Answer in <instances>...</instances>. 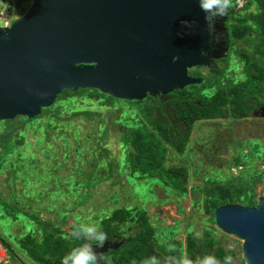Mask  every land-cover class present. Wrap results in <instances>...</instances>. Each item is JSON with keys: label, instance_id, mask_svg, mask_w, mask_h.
Instances as JSON below:
<instances>
[{"label": "trees", "instance_id": "1", "mask_svg": "<svg viewBox=\"0 0 264 264\" xmlns=\"http://www.w3.org/2000/svg\"><path fill=\"white\" fill-rule=\"evenodd\" d=\"M237 5V0H233ZM17 1V7L21 5ZM244 13H240L229 25V37L231 46L236 47V56L243 64L242 73L245 78L231 84L217 82L212 91L206 93L208 86L204 83L193 84L183 89H177L163 96L152 97L148 95L143 100L117 99L113 95L102 93L96 89H65L55 102L46 108H42L41 113L35 118L16 116L10 120H0L4 123L0 134V166L7 161L6 157L17 150V147L28 138L30 127L42 132V136H35L40 144L46 141L50 128H58L56 118L64 111H69L71 116L84 114L92 118L95 114L86 105L76 104V99L96 100L99 106L107 107L106 115L113 125L118 126L120 143L122 146L123 159L115 163L107 159L110 153L106 147L104 135L95 138L92 150L99 151L93 167L85 172L77 169L67 176L68 191L66 195L80 193V188H86V195L91 193V188L112 177L115 168L127 171L131 181H144L158 184L175 192L178 195H186L189 189L188 180L190 178L189 168L186 165H169V154L172 149L179 156L186 153L187 144L194 125L198 121H207L229 116L232 119L249 117L256 108L264 105V0H247L242 6ZM226 24V26H227ZM241 46L254 45V52ZM255 42V43H254ZM202 66H198L200 68ZM214 70H218L214 66ZM196 68V67H195ZM200 76V74H198ZM120 111L114 115L113 109ZM126 111H131V115ZM102 133H105L106 125H100ZM63 144H69V139L64 133L57 134ZM78 152L83 154L81 147H77ZM4 151V152H3ZM48 157L50 153L44 150ZM251 153V152H250ZM247 153L249 160L254 154ZM18 156L23 154L17 150ZM243 154V153H242ZM22 156V155H21ZM20 156V157H21ZM17 158L18 162L21 160ZM79 157V156H78ZM16 159V157H14ZM12 158V159H14ZM32 164L39 160L30 155ZM245 160L239 156H234L232 164L242 165ZM80 161H86L84 158ZM240 163V164H239ZM60 165H58L59 168ZM98 168V171H95ZM0 170L2 168L0 167ZM253 171L254 169H247ZM255 171V170H254ZM259 173H252L251 178L240 177L237 179L233 174L227 178L218 180L216 178H205V183L199 187L202 194L204 210L211 212L214 218V210L228 203H239L253 206L257 203L254 197L255 183L264 179ZM84 175L85 179L77 178ZM208 182V183H207ZM71 183V184H69ZM113 183H118L114 180ZM57 188L53 193L58 195L59 184H54ZM71 186V188H70ZM196 187V186H194ZM41 191H39V194ZM117 193V192H116ZM79 203L84 202L85 197ZM12 201L5 202V207L13 209V212L6 211L12 215L14 221H18L16 212L18 207ZM22 219H29L34 226L27 231H21L14 237L17 247L22 252L30 264H60L61 258L79 241L70 238V232L76 221H69V214L58 220L57 224L49 220H43L39 211L31 209L23 210ZM214 220V219H213ZM110 238L115 234L124 235L123 228L128 226L132 233L125 239L123 244L116 249H109L101 254V260L97 264H142L151 255L160 257L162 264H174L181 254L175 249L169 250L157 237V227L152 225L149 215L144 208L135 206L133 208L121 206L113 209L109 214L100 218L97 223ZM1 241L9 249L13 259H18L23 264H29L17 253L16 248L1 237ZM173 243H178L172 239ZM186 253L195 262L205 254H214L221 261L225 255L235 253L225 249L219 241L205 230L202 238L198 239L194 232L186 237Z\"/></svg>", "mask_w": 264, "mask_h": 264}, {"label": "water", "instance_id": "2", "mask_svg": "<svg viewBox=\"0 0 264 264\" xmlns=\"http://www.w3.org/2000/svg\"><path fill=\"white\" fill-rule=\"evenodd\" d=\"M203 15L197 0H32L0 26V120L35 118L65 89L140 101L200 83L188 70L210 66L217 47ZM213 214L243 241L246 264H264V193L253 206L228 203ZM122 244L105 241L97 261Z\"/></svg>", "mask_w": 264, "mask_h": 264}, {"label": "rangeland", "instance_id": "3", "mask_svg": "<svg viewBox=\"0 0 264 264\" xmlns=\"http://www.w3.org/2000/svg\"><path fill=\"white\" fill-rule=\"evenodd\" d=\"M17 1L0 0V25L5 22L10 23L18 14L19 16L24 14L32 2V0H20L21 5L17 7ZM246 2L247 0H237V5H234L229 15L224 17L226 24L232 22L240 13H244L242 6ZM226 28L229 31L228 24ZM237 45L239 49L255 51L254 45L241 46L240 42ZM235 49L236 47L231 46L223 55L216 56V65L193 67L188 70V74L204 78V83L208 86L206 93L212 91L210 87L214 88L217 80L223 84L227 82L231 84V81L244 79L243 64L237 58ZM214 66L218 68L217 71L214 70ZM80 103L87 106L84 109H90L95 113L92 118L84 114L71 116L69 111H64L56 118L58 128H50L46 141L42 144L37 142L35 137L42 136V132L30 127L28 138L17 147V150L23 153L22 156H18L17 150L13 151L6 157L11 161L4 162L0 166L2 168L0 170V235L16 248L22 259L26 260V257L19 251L14 237L22 230L27 231L34 226L29 219H22L25 209L39 211L43 220H49L54 224L69 214V221L77 220L97 225L100 218L117 207L138 206L147 211L152 225L157 227L158 240L169 250L175 249L182 255L186 252V237L189 233L194 232L200 239L204 236L205 230H209L225 249L235 253L234 264H246L242 254L243 241L216 226L212 213L204 210L199 187L205 183V178L222 180L233 174L237 179L240 177L246 179L251 178L252 173L255 172H262L264 176V105L252 111L249 117L232 119L226 116L198 121L190 134L186 153L179 156L172 149L170 150L169 165L182 164L189 168V189L186 195H178L150 182H132L127 175L128 172L121 170V165L120 169L115 168L111 178L92 187L89 195H86V188H80V193L66 195L64 191H68L69 188L67 189L68 182L65 178L77 169L85 172L93 167L96 154L99 152L96 150L91 152L96 137L104 135L105 145L110 151L107 159H111L114 163L120 158L123 159L118 126L113 125L108 116L98 114L106 113L108 108L99 106L96 100L76 99V104ZM119 111V108L113 109L114 115ZM126 112L131 115V111ZM100 125H106L107 131L103 134ZM5 129L8 128L0 122V134ZM59 132L68 137L70 141L68 145L62 143V139L57 135ZM77 147L83 150L81 156ZM44 150L50 153L48 157ZM247 153L254 156L245 160L248 158ZM30 155L39 161L32 164ZM234 156L243 158L245 163L232 164ZM19 157L21 160L18 162ZM80 157L86 161H80ZM58 165L59 168H56ZM251 168L255 171L247 170ZM95 171H98V168H95ZM77 179L83 180L85 176L82 175ZM114 180H118V183H113ZM54 184H59L58 188L63 189L58 195L53 193L57 189ZM263 193L264 179L255 183V199L258 200ZM80 195L82 198L85 197L84 202H77ZM7 201L17 204L18 221H14L12 215L6 213L7 210L14 211L5 207ZM123 232L125 238L132 233L128 226L123 228ZM172 239L178 243H173ZM94 245H92L93 250L96 248ZM169 245L175 247L170 248ZM13 261L14 264H23L18 259ZM26 262L31 263L29 260Z\"/></svg>", "mask_w": 264, "mask_h": 264}, {"label": "clouds", "instance_id": "4", "mask_svg": "<svg viewBox=\"0 0 264 264\" xmlns=\"http://www.w3.org/2000/svg\"><path fill=\"white\" fill-rule=\"evenodd\" d=\"M198 7L203 12V19L207 24V30L213 43L218 42V36L215 35V25L218 18L229 15L230 10L234 7L233 0H197ZM17 15V19L19 18ZM186 27L191 28L193 21L182 20L180 22ZM178 35L180 33H177ZM201 55H206L201 50ZM70 238L80 243L72 247L60 260V264H97V253L94 252L92 245L102 246L109 237L106 232L98 225L87 222L76 223L71 232ZM174 248V245H169ZM132 264H136L133 261ZM142 264H162L160 257L151 255L147 257ZM174 264H234L232 255H225L223 260L218 259L214 254L205 253L201 255L197 261H193L188 254L183 253L178 259L174 260Z\"/></svg>", "mask_w": 264, "mask_h": 264}, {"label": "flooded vegetation", "instance_id": "5", "mask_svg": "<svg viewBox=\"0 0 264 264\" xmlns=\"http://www.w3.org/2000/svg\"><path fill=\"white\" fill-rule=\"evenodd\" d=\"M226 21L225 18H218V21L215 25L216 33L215 35L218 36V42H216V49L214 51V56H212L209 60L210 66L216 65V58L220 55H223L226 51H228L231 47V40L229 37V31L226 28ZM217 56V57H216ZM125 239L122 235L115 234L108 238L105 241L111 242H119ZM96 248L97 246L94 245Z\"/></svg>", "mask_w": 264, "mask_h": 264}, {"label": "built area", "instance_id": "6", "mask_svg": "<svg viewBox=\"0 0 264 264\" xmlns=\"http://www.w3.org/2000/svg\"><path fill=\"white\" fill-rule=\"evenodd\" d=\"M3 25L0 26H9L10 23L5 22L2 23ZM14 259L12 258L9 249L0 239V264H14Z\"/></svg>", "mask_w": 264, "mask_h": 264}]
</instances>
